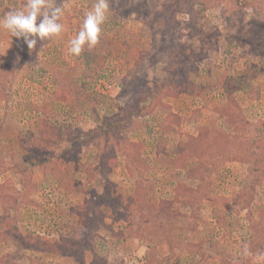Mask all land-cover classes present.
Wrapping results in <instances>:
<instances>
[{
    "label": "rangeland",
    "instance_id": "374dc122",
    "mask_svg": "<svg viewBox=\"0 0 264 264\" xmlns=\"http://www.w3.org/2000/svg\"><path fill=\"white\" fill-rule=\"evenodd\" d=\"M51 2L0 30V264H264V0H109L79 56Z\"/></svg>",
    "mask_w": 264,
    "mask_h": 264
},
{
    "label": "clouds",
    "instance_id": "9594fccd",
    "mask_svg": "<svg viewBox=\"0 0 264 264\" xmlns=\"http://www.w3.org/2000/svg\"><path fill=\"white\" fill-rule=\"evenodd\" d=\"M108 12L109 0H95L92 8L84 14L78 34L69 41L70 54L79 56L85 46L91 49L98 43ZM62 13L63 8L55 7L51 0H27L23 7L10 10L0 18V30L9 33L10 37H22L31 50L37 43L36 38L47 40L61 34L63 25L59 21ZM243 255H251L247 246Z\"/></svg>",
    "mask_w": 264,
    "mask_h": 264
},
{
    "label": "built area",
    "instance_id": "2783aa9c",
    "mask_svg": "<svg viewBox=\"0 0 264 264\" xmlns=\"http://www.w3.org/2000/svg\"><path fill=\"white\" fill-rule=\"evenodd\" d=\"M133 263V260L132 261H130V264H132Z\"/></svg>",
    "mask_w": 264,
    "mask_h": 264
},
{
    "label": "trees",
    "instance_id": "16d2710c",
    "mask_svg": "<svg viewBox=\"0 0 264 264\" xmlns=\"http://www.w3.org/2000/svg\"><path fill=\"white\" fill-rule=\"evenodd\" d=\"M31 164H34V163H31Z\"/></svg>",
    "mask_w": 264,
    "mask_h": 264
}]
</instances>
